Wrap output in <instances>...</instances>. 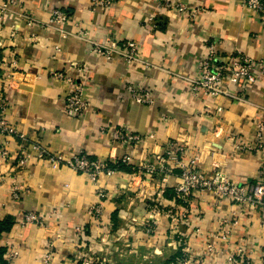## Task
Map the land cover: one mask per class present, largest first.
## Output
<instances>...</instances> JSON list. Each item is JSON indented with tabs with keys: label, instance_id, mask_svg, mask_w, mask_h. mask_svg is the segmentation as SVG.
<instances>
[{
	"label": "crops",
	"instance_id": "1",
	"mask_svg": "<svg viewBox=\"0 0 264 264\" xmlns=\"http://www.w3.org/2000/svg\"><path fill=\"white\" fill-rule=\"evenodd\" d=\"M7 1L0 0V5ZM159 2L170 7H159ZM90 4L91 0H16L13 10L38 21L32 26L14 14L0 12V104L5 102L0 114L26 136L30 155L24 167H17L19 142L0 136V144L6 141L9 151L8 158L0 160V222L7 218L13 222L0 236L4 260L13 248L19 252L13 264H44L51 238L55 248L49 264H81L80 251L95 264H166L181 254L175 242L180 235L202 264H226L239 250L263 262L264 209L239 213L234 205L215 207L213 197L193 194L188 220L172 229L166 216L150 208L175 206L176 177L163 184L162 197L156 195L158 187L133 181L131 171L102 175L93 183L63 165L54 169L38 160L31 145L64 159L80 153L101 161L129 155L133 167L163 153L165 142L173 141L184 145L185 161L198 158L203 172H218L240 185L252 183L264 163V152L248 150L257 125L264 127V80L250 89L247 102L239 103L194 98L184 78L197 75L196 62L206 55L209 45L215 46L220 61L235 51L264 60V15H254L245 0H116L107 11ZM175 5L198 6L201 11L190 19L177 12ZM54 9L70 17L64 31L81 33L98 43L132 41L149 66L98 57L83 40L40 26L49 22ZM68 63L84 66L89 78V110L78 119L64 114L70 85L50 75L65 71ZM130 87L149 93L152 105L136 103ZM117 128L155 138L143 148H121L111 141L108 131ZM14 183L23 187L18 201L12 199ZM140 190L152 194V200L142 198ZM98 191L105 195L99 225L87 216L89 207L98 201ZM27 212L43 217L47 228L21 226V216ZM149 215L156 218L152 234L144 230ZM236 219L238 225L230 229L229 240L219 239L228 222ZM77 227L83 230L80 237L75 235Z\"/></svg>",
	"mask_w": 264,
	"mask_h": 264
},
{
	"label": "built area",
	"instance_id": "2",
	"mask_svg": "<svg viewBox=\"0 0 264 264\" xmlns=\"http://www.w3.org/2000/svg\"><path fill=\"white\" fill-rule=\"evenodd\" d=\"M116 0H91V7L101 8L105 11L110 10ZM254 15L262 17L264 15V0H245L244 4ZM16 0H8L0 5V12L14 14L26 21L29 26L38 25V21L24 14L23 12L14 11ZM159 7L169 8V3H158ZM177 12L186 14L188 18L195 19L201 11V8L196 6L192 9L184 5H175L173 7ZM68 14L60 9L51 11L50 20L48 23L40 26L51 28L62 35L72 36L76 39L83 40L90 46V53L104 59L120 58L126 64L140 63L149 66L139 55L138 46L132 41H111L108 43H98L86 39L83 34H71L63 30V26L69 21ZM197 75L194 78H184L189 84V93L194 98H204L207 101H215L218 99H228L239 103L247 102V96L250 89L260 80H264V60L253 59L243 55L240 51H235L232 56L225 61H220L216 57L215 46L209 45L205 56L201 57L196 62ZM2 61L0 62V68ZM16 66L15 62L10 64L11 68ZM68 72L74 73L73 77ZM173 77H180L177 73H170ZM52 79L65 81L70 85V91L64 98V114L69 118H81L88 110L89 103L86 99V86L89 81L87 70L84 66L80 67L76 63H68L65 71H57L50 73ZM8 78V77H7ZM132 99L140 105H152L153 100L149 93L128 88ZM5 102H2L1 109H4ZM209 110L208 107L205 109ZM216 112L220 113L221 108H217ZM107 129L102 128L105 132ZM264 127L261 124L257 125V131L254 137L252 146L248 150L253 152H264ZM111 141L121 148L130 146L144 147L148 140H153V134L141 135L134 131H129L123 128L108 129ZM0 136L4 138H14L19 142V151L17 155V167H24L30 155L28 153L29 143L25 135L18 133L13 127L9 126L0 114ZM38 160L46 161L54 169L63 165L74 172L85 175L91 182L95 183L99 177L105 175L111 177L114 174L122 173L111 168V165H123L130 167L132 170V179L143 180L150 186L158 187L156 195L162 197L165 194L163 184L168 182L170 177L177 178V184L173 188L176 204L174 207L165 208L158 204L151 207L150 210L161 213L170 220L172 229H176L188 220V204L190 197L193 194H207L213 197L215 207L221 206L223 203H229L239 209V213H253L254 211H263L264 209V163L258 169V174L252 183L236 184L224 177L218 172L205 173L197 166L198 158L185 161L184 156L186 149L184 145L173 141L165 142L163 153L150 157L137 165L133 166L130 163V156L123 155L110 161L91 160L86 155L76 154L69 159H64L61 155H51L41 149L37 145H31ZM9 151L6 141L0 144V160L8 158ZM140 189L139 185H134ZM23 187L14 183L12 185V199L18 201L22 194ZM142 198L151 201L152 194H147L142 191ZM98 201L91 205L87 210V216L97 225L101 222L103 216L102 201L105 195L102 191H98ZM56 213V211H54ZM233 215H237L234 213ZM156 218L151 219L150 215L144 223V230L147 234L154 232V222ZM21 226L37 225L47 228L45 219L35 212H27L21 216ZM238 225V220L228 222V229L222 230L219 239L227 241L231 236L230 229ZM83 230L79 227L75 229L76 237H80ZM177 239V240H176ZM177 246L180 245L181 257L176 259L171 264H202L200 260L195 259L191 254L185 239L176 235ZM55 244L50 238L46 243V255L44 264H49L53 258ZM80 248V247H79ZM207 251L211 253L213 248L207 246ZM264 252V250H263ZM19 252L17 249L11 248L8 252L5 264H13L17 259ZM81 264H95V261L87 257L83 252L79 253ZM226 264H264V261L257 263L253 258L241 250L230 255L226 259Z\"/></svg>",
	"mask_w": 264,
	"mask_h": 264
},
{
	"label": "trees",
	"instance_id": "3",
	"mask_svg": "<svg viewBox=\"0 0 264 264\" xmlns=\"http://www.w3.org/2000/svg\"><path fill=\"white\" fill-rule=\"evenodd\" d=\"M110 167L113 169L119 170V171H124V172L132 171L130 169V167H126V166H123L120 164L111 165ZM12 225H13V222H12L11 218H7L5 221L0 222V236L3 233L8 232L10 230V228L12 227ZM3 255H4V250L0 247V263L1 264H5V260L3 258ZM180 257H181V254L179 256L175 257L174 259H171L170 261L169 260L166 261L167 262L166 264L174 263L175 259H179Z\"/></svg>",
	"mask_w": 264,
	"mask_h": 264
},
{
	"label": "water",
	"instance_id": "4",
	"mask_svg": "<svg viewBox=\"0 0 264 264\" xmlns=\"http://www.w3.org/2000/svg\"><path fill=\"white\" fill-rule=\"evenodd\" d=\"M1 264V263H0Z\"/></svg>",
	"mask_w": 264,
	"mask_h": 264
}]
</instances>
